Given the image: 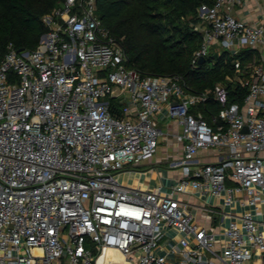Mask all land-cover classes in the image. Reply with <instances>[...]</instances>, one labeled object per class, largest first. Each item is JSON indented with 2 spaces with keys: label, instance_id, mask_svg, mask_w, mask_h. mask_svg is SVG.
<instances>
[{
  "label": "built area",
  "instance_id": "built-area-1",
  "mask_svg": "<svg viewBox=\"0 0 264 264\" xmlns=\"http://www.w3.org/2000/svg\"><path fill=\"white\" fill-rule=\"evenodd\" d=\"M245 0L198 8L203 35L192 64L212 51L264 48V24L235 17ZM34 50L12 44L0 63V264H98L111 248L136 264H169L155 250L167 229L180 264H250L264 256V64L235 66L248 93L232 102L216 85L194 91L179 75L131 67L123 39L98 16L97 0H63L44 15ZM230 81L233 79L228 77ZM116 87L122 89L115 98ZM219 114L204 110L210 98ZM112 98L121 115L112 112ZM178 121L184 146L167 192L123 184L119 175L157 154V115ZM218 150L216 162L201 151ZM231 179L235 185L228 186ZM222 196L255 208L220 232L199 226L182 195ZM245 194L241 199L235 196Z\"/></svg>",
  "mask_w": 264,
  "mask_h": 264
},
{
  "label": "trees",
  "instance_id": "trees-1",
  "mask_svg": "<svg viewBox=\"0 0 264 264\" xmlns=\"http://www.w3.org/2000/svg\"><path fill=\"white\" fill-rule=\"evenodd\" d=\"M63 0H0V63L8 46L34 50L48 31L44 15ZM216 0H97L98 16L123 44L129 65L146 74L183 76L197 92L224 84L232 102H243L248 93L240 84L236 62L252 61L253 50L236 54L212 51L194 67L192 59L203 35L193 27L199 21L198 8ZM244 63V64H243ZM228 77L233 80L230 81ZM112 112L121 115V104L112 98ZM220 105L212 97L204 113L218 114Z\"/></svg>",
  "mask_w": 264,
  "mask_h": 264
},
{
  "label": "crops",
  "instance_id": "crops-1",
  "mask_svg": "<svg viewBox=\"0 0 264 264\" xmlns=\"http://www.w3.org/2000/svg\"><path fill=\"white\" fill-rule=\"evenodd\" d=\"M231 13L242 20L250 23L264 24V0H245L242 4L237 5L231 10ZM245 50H253V60L247 61L242 66H247L255 63L264 64V48L242 47L239 52ZM240 63L241 60H239ZM224 85V84H218ZM159 127L162 130L163 136L160 142L159 150L154 158L145 161L137 166H129L120 175V181L132 187H140L143 189L160 190L167 192L169 188L177 183V169L171 167V161L179 159L184 154V146L176 139V134L180 132L181 126L176 120L167 117V109L165 108L157 115ZM221 152L218 150L201 151L198 155L201 161L216 162L221 157ZM227 185H235L231 179L227 180ZM227 193L223 192L222 196L214 194L194 193L182 195V199L187 203V209L195 216L196 223L199 226L214 229L218 232L219 241L216 243V249H221L224 243V235L220 234L232 221H240L242 214L246 211L256 213L255 208L243 204L240 201L227 204L224 196ZM245 194L238 193L235 196L241 199ZM261 215L257 216L260 220H264V205L259 206ZM166 236L160 243V246L155 250L157 254L165 255L169 264H180V255L171 251L170 237L174 236L178 241L182 238V234L177 233L173 229L166 230ZM108 256L105 260L99 259L98 264H136L135 261H129L122 256L118 251L110 250L106 252ZM215 264H223L219 260ZM250 264H264V256L255 254Z\"/></svg>",
  "mask_w": 264,
  "mask_h": 264
},
{
  "label": "water",
  "instance_id": "water-1",
  "mask_svg": "<svg viewBox=\"0 0 264 264\" xmlns=\"http://www.w3.org/2000/svg\"><path fill=\"white\" fill-rule=\"evenodd\" d=\"M206 58H201L200 62H204ZM122 89L120 87H116L112 93V97L115 98L119 93H121Z\"/></svg>",
  "mask_w": 264,
  "mask_h": 264
},
{
  "label": "bare ground",
  "instance_id": "bare-ground-1",
  "mask_svg": "<svg viewBox=\"0 0 264 264\" xmlns=\"http://www.w3.org/2000/svg\"><path fill=\"white\" fill-rule=\"evenodd\" d=\"M110 250H115V251H118V250H116V249H113V248H111ZM110 250H107L106 252H109ZM106 252L102 255V256H100V258L99 259H101V258H103L104 260L108 257L107 255H106ZM119 252V251H118ZM122 256H123V254L121 253V252H119ZM124 257V256H123ZM98 263H99V260H98Z\"/></svg>",
  "mask_w": 264,
  "mask_h": 264
},
{
  "label": "rangeland",
  "instance_id": "rangeland-1",
  "mask_svg": "<svg viewBox=\"0 0 264 264\" xmlns=\"http://www.w3.org/2000/svg\"><path fill=\"white\" fill-rule=\"evenodd\" d=\"M218 114H219V113H218ZM210 118H211V115H209V116H208V119H209V121H210V123H211V120H210Z\"/></svg>",
  "mask_w": 264,
  "mask_h": 264
}]
</instances>
